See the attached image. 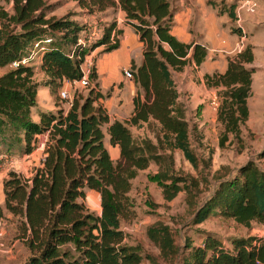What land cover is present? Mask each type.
Instances as JSON below:
<instances>
[{"label": "trees", "instance_id": "1", "mask_svg": "<svg viewBox=\"0 0 264 264\" xmlns=\"http://www.w3.org/2000/svg\"><path fill=\"white\" fill-rule=\"evenodd\" d=\"M8 1L12 3V14L0 11V20L6 21L8 27L18 26L19 31H0V67L27 56L28 47L31 45V51L34 43H39V67L45 75L37 81L34 68L22 64L0 75V144L8 151L15 147L21 154H30L38 135H46L43 157L32 175L24 178L10 170L2 182L4 209L16 218V237L29 252L24 264H139V246L125 242L121 220L132 212L128 194L131 180L150 162L158 164L165 154L154 152L149 137H134L130 126L156 125L160 143L180 150L197 166L171 71L201 65L207 48L195 41L182 42L172 34L175 7L170 0H74L88 15L109 8L124 12L123 23L143 44L141 63L132 62L129 68L139 89L129 118L111 121L99 103L105 95L99 91L92 71L95 84L86 95L74 97L67 109L49 110L37 103V93L46 87L55 94L64 80L81 77L87 53L79 37L83 29L68 17L46 16V0ZM235 8L232 4L227 11L233 21L238 19ZM235 31L241 35L240 29ZM53 32H60V38ZM122 33L112 19L90 44L93 48L103 45V51L110 52L118 48ZM252 49L246 44L227 58L223 72L204 74L207 86L224 89L218 118L234 129L248 115L247 99L254 72L249 66L254 60ZM104 128L109 143L119 148L116 163L104 144ZM261 154L263 157L264 152ZM87 189L100 195L99 214L82 201ZM216 208L237 224L248 227L255 222L264 229V169L253 161L240 166L220 181L212 196L197 208L193 222L201 223ZM159 224L150 225L147 236L153 238L163 256L172 258L178 246L166 234V225ZM230 244L206 233L201 244L187 247L189 252L181 264H264V236L235 237Z\"/></svg>", "mask_w": 264, "mask_h": 264}, {"label": "rangeland", "instance_id": "2", "mask_svg": "<svg viewBox=\"0 0 264 264\" xmlns=\"http://www.w3.org/2000/svg\"><path fill=\"white\" fill-rule=\"evenodd\" d=\"M170 1L173 5L177 2V0ZM194 1L197 10L190 20L189 27L197 31L196 35L205 36L206 41L203 40L202 43L209 48L207 50L210 52V58L199 66L187 65L181 72L171 71V75L179 92L178 101L183 107L184 117L189 125V141L197 166H193L180 150L168 149L163 142L160 143L157 138L160 137V133L156 125L142 124L138 128L130 126L134 137H149L154 144V152L165 154V158H161L158 164L150 162L146 169L139 170L137 176L131 180L128 194L132 200V212L129 217L121 220V228L126 233L125 242L139 246L142 254L139 264H181L183 257L189 252L190 248L187 247L201 244L206 233L216 235L227 245H231L230 241L235 237L264 235V229L260 224L252 222L248 227L237 224L232 218L223 215L219 208L209 213L207 218L199 224H195L192 220L197 208L212 196L218 183L233 175L240 166L253 161L264 169V156L262 157L261 154L264 152V0H254L256 7L253 13H248L241 8L238 10L241 26L228 16L227 11L232 4L236 8L240 7L243 0ZM46 3L48 5L46 16H53L56 19L68 17L82 27L79 37L80 41L85 43L87 50L84 61L91 63L87 87L66 83L65 89L69 91L70 99L59 96L61 88L55 94L50 93L47 96V92L40 91L37 96L40 104L46 107L51 100L55 105L67 109L74 97L86 95L88 89L94 86L95 81L90 76L91 72L94 71L96 76L97 70L102 72L104 46L93 48L90 43L100 36L104 24L117 17V9L109 8L106 12L88 15L74 0H46ZM0 11L12 14L11 1L0 0ZM5 28L8 30L14 28V31H19L18 26L14 27L10 24L8 27L6 21L0 20V31ZM236 29H240L241 35H238ZM48 34H46L47 37H49ZM51 34L56 38L61 36L60 32ZM232 38L235 40L231 41ZM130 41L132 44L129 49L130 60L127 61V68L115 70L111 76L104 72L98 76L99 86L107 90L109 95L113 91V86L120 89L125 80H131L135 84L132 78L125 77L123 71L129 69L132 62L136 65L141 63L143 44L133 35L130 36ZM246 44L252 46L254 53V60L249 64L254 72L251 93L247 99L248 115L234 129L233 126L227 127L226 121L222 122L218 118L224 89L207 86L204 82V74L223 72L227 65V58L234 56ZM65 47L68 48V45ZM30 48L31 45L27 49V54ZM39 52L40 50H36L34 58L28 62V65L34 68V78L37 81L45 78L39 67L41 61ZM12 67V63L0 67V75ZM135 86L137 90L133 91V94L120 92L118 98L125 101H129L131 97L134 98L139 89L136 84ZM212 99H215L216 106L211 103ZM128 106L129 104L125 102L122 108L126 110ZM104 133V144L109 148L110 156L116 163L119 160V150L117 153L112 151L105 128ZM225 135L226 139L223 140ZM42 136L46 135L42 134ZM42 136L37 137L34 155L37 161L40 159L41 149H44V146L41 147V144L45 143L40 139ZM161 156L164 155L161 154ZM19 159H21V153L18 148L13 147L8 151L0 144V206L3 210V215L0 217V264H24L29 254L23 242L16 237V218L4 209L2 182L9 170L13 169L10 164L19 162ZM33 167L29 166L27 172L23 171L19 174L29 178ZM97 194L100 199L97 191L87 189L82 199L89 210L95 214L100 213L95 209ZM152 224L166 225V234L173 237L179 249L174 257L163 256L153 238L147 236V228Z\"/></svg>", "mask_w": 264, "mask_h": 264}, {"label": "crops", "instance_id": "3", "mask_svg": "<svg viewBox=\"0 0 264 264\" xmlns=\"http://www.w3.org/2000/svg\"><path fill=\"white\" fill-rule=\"evenodd\" d=\"M175 3H176L175 5H173L171 3L175 7V13H174V18H173L174 19V25H173L172 30H171L172 34H174L180 41L185 42V43H190L192 41L202 43L203 40L206 41V39H204V37H205L204 35H201V34L196 35L197 31H194V30L190 29V27H189L190 26V20H191L192 16H195V11L197 10V6L195 5V1L194 0H186V1L185 0H177V2H175ZM238 10H240L239 6L235 9L237 17H239ZM115 20L117 22L118 27L123 29V33L119 37V46H118V48H116L110 52L104 53L103 69H102V72L100 70L96 71L97 72V80L96 81L98 83L99 91L105 95L104 97L99 99V103H101L102 106L106 109L110 120L112 121V120L117 119L119 121H125L129 118V116L133 110V97H131L129 101L128 100L125 101L121 98H118L119 97L118 94L120 92L121 93L126 92L128 94L130 92H132L131 94H133V91L135 92L137 90L135 84H133L131 82V80H129V81L125 80L124 81L125 83L121 84L122 86L120 87V89H119V87L113 86V88H112L113 91L111 92V95H109L107 90L105 91L101 88V86H99V81H98V76L100 73H103V72L106 74L108 73L111 76V74L114 73L115 70H119V69L122 70L123 68H127L128 62L130 60L129 49H130L131 44H132V41H130V36L133 35L134 38H138V35L134 32V30L130 26L125 25L123 23L124 12L121 11L120 9H117V17L115 18ZM234 40H235V38H232L231 41H234ZM207 49H209V48H207ZM208 58H210V52L207 50V55H206L205 60ZM66 85H67L66 81L64 80L62 83L61 89L66 88ZM40 91L47 92L46 93L47 96L50 95V91L46 87L41 88L38 91L37 96H38ZM48 92H49V94H48ZM131 94H129V95H131ZM116 95H118V96L116 97ZM48 100H50V99H48ZM48 102H49V104L46 107L45 105L40 104L39 100L37 99V103L45 109L57 110V109L61 108L60 106L52 103L51 100ZM125 102H127V104H129V106L126 110H124V108H122V105ZM33 118L35 120H38L37 116H33ZM41 136H42V134H41ZM40 139L45 142L46 136H42V137H40ZM111 148H112V151H114L116 153L119 150L118 146H112L111 145ZM41 150L42 151L39 155L40 159L38 160L39 164H40V161L43 157V148ZM108 151L110 152L109 148H108ZM35 152H36V149L33 150L30 154H21V159H19L20 160L19 162L15 161L14 163L10 164V167L11 168L13 167V169H10V170H13L17 173H20L23 171L27 172V169L29 166H34V167L38 166L39 165V164H37L38 161L35 159V156H34ZM33 168H32V170H33ZM31 175H32V171H31ZM96 197L97 198L95 201V203H96L95 209L100 211L101 207H100V199H99L98 194Z\"/></svg>", "mask_w": 264, "mask_h": 264}, {"label": "built area", "instance_id": "4", "mask_svg": "<svg viewBox=\"0 0 264 264\" xmlns=\"http://www.w3.org/2000/svg\"><path fill=\"white\" fill-rule=\"evenodd\" d=\"M255 7L256 4L254 2V0H243L241 2V5L239 8L245 10L248 13H253L255 11ZM238 24L240 25V17H238L237 19ZM241 26V25H240ZM39 50V43H34L33 45V49L29 52V54L27 56L22 57L20 60L18 61H14L12 62L13 67L18 66L19 64L22 65H28V62L34 58L35 55V51ZM90 69H91V63L89 61H83L82 65H81V77L79 79H75V80H65L66 83H70V85H79L80 87H87L89 85V74H90ZM125 77L127 78H132V73L130 71V69H125L123 71ZM59 96L63 99H70V93L67 89L63 88L59 91ZM211 103L216 106V101L215 99H212ZM44 143L41 144V147H43Z\"/></svg>", "mask_w": 264, "mask_h": 264}]
</instances>
